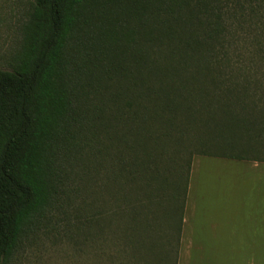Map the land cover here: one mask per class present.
<instances>
[{"label":"trees","instance_id":"1","mask_svg":"<svg viewBox=\"0 0 264 264\" xmlns=\"http://www.w3.org/2000/svg\"><path fill=\"white\" fill-rule=\"evenodd\" d=\"M198 5L30 0L21 47L0 69V264L55 210L84 130L138 181L139 200L122 198L131 236L152 232L153 213L165 219L169 258L151 253L164 239L153 234L145 264L178 262L194 158L264 162V44L258 60L234 59L233 35ZM136 244L127 264H140Z\"/></svg>","mask_w":264,"mask_h":264},{"label":"rangeland","instance_id":"2","mask_svg":"<svg viewBox=\"0 0 264 264\" xmlns=\"http://www.w3.org/2000/svg\"><path fill=\"white\" fill-rule=\"evenodd\" d=\"M192 1L199 4V10L219 14L229 35H233V38L228 37L231 38L228 46L233 48V53L236 52L231 57L259 59L253 52L258 44H264V0ZM29 6L30 0H0V69L8 68L21 47L22 26ZM80 138L81 142L76 143L64 163V191L59 203L54 211L40 220L35 234L25 240L10 264H127L128 260L133 261L128 247H133L130 243L136 239L134 248L139 249L133 254L140 264H145L148 260L144 258L150 255L148 247L155 245L152 242L155 243L157 236L153 234L166 237L165 219L161 222L159 213L150 216L152 232H137L131 236L130 221L121 217V212L127 208L122 198L127 193L132 199L139 200V192L133 190L137 189L138 181L132 187L126 183L125 179L131 176L128 171H123L118 150H107L101 143H95L90 130L82 131ZM194 141L185 138V142L190 143L187 153H196L197 143ZM225 166L221 164L220 170H226ZM202 169L210 178L205 181V187L216 192V198L213 200L212 192L208 201L213 204L206 209L213 218L216 207L219 208L214 202L226 203V198L220 197L221 190L227 188L226 178L223 181L220 177V181L213 173H208L207 162L203 163ZM213 178L217 180L211 185L215 181ZM157 222L161 223L158 231L154 228ZM197 228L203 226L200 224ZM161 240L151 253L155 256L163 253L169 258L170 244L165 238ZM237 257V264H243V260L249 264H264L263 256ZM133 264L138 263L135 260Z\"/></svg>","mask_w":264,"mask_h":264},{"label":"crops","instance_id":"3","mask_svg":"<svg viewBox=\"0 0 264 264\" xmlns=\"http://www.w3.org/2000/svg\"><path fill=\"white\" fill-rule=\"evenodd\" d=\"M204 162L208 173L227 183L220 196L226 203L213 201L219 204L213 218L207 214L213 189L205 187L210 178L202 169ZM221 164L226 170H220ZM181 240L177 264H237V256L264 257V162L194 158Z\"/></svg>","mask_w":264,"mask_h":264}]
</instances>
